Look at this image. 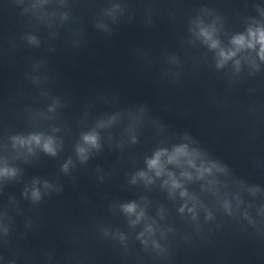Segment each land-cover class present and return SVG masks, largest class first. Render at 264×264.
Returning a JSON list of instances; mask_svg holds the SVG:
<instances>
[{
  "label": "water",
  "instance_id": "95a60500",
  "mask_svg": "<svg viewBox=\"0 0 264 264\" xmlns=\"http://www.w3.org/2000/svg\"><path fill=\"white\" fill-rule=\"evenodd\" d=\"M261 33L264 0H0V264H264Z\"/></svg>",
  "mask_w": 264,
  "mask_h": 264
},
{
  "label": "clouds",
  "instance_id": "9594fccd",
  "mask_svg": "<svg viewBox=\"0 0 264 264\" xmlns=\"http://www.w3.org/2000/svg\"><path fill=\"white\" fill-rule=\"evenodd\" d=\"M259 42L262 45V52H264V33H261L260 34V36H259ZM233 43L236 44L238 47H240V46H243L244 45L245 41H244V38L243 37H239L236 40H234ZM212 46L213 47L216 46L215 42H213ZM220 55L226 60L230 55H234V53H229V54L225 55L224 52H221ZM84 139H85V141L87 143L95 146L96 139H95L94 136H86ZM36 142L39 143V139L38 138L36 139ZM43 147H44V150L45 151L50 152V153H54V149L52 147V142L51 141L46 142L43 145ZM79 151H80L81 155H83L84 149H80ZM156 165H157V160H153V161L150 162V166L155 167ZM34 195H38V193H34ZM127 210L128 211H132L133 210V206H128Z\"/></svg>",
  "mask_w": 264,
  "mask_h": 264
}]
</instances>
